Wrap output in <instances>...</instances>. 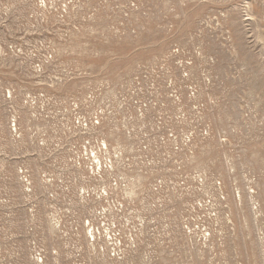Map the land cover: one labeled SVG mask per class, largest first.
Returning a JSON list of instances; mask_svg holds the SVG:
<instances>
[{
  "label": "rangeland",
  "instance_id": "1",
  "mask_svg": "<svg viewBox=\"0 0 264 264\" xmlns=\"http://www.w3.org/2000/svg\"><path fill=\"white\" fill-rule=\"evenodd\" d=\"M0 264H264V0H0Z\"/></svg>",
  "mask_w": 264,
  "mask_h": 264
}]
</instances>
